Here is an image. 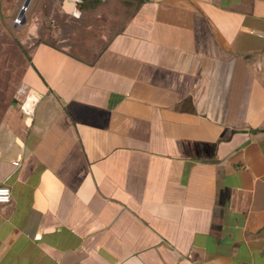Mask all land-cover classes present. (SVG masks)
<instances>
[{"label": "crops", "instance_id": "1", "mask_svg": "<svg viewBox=\"0 0 264 264\" xmlns=\"http://www.w3.org/2000/svg\"><path fill=\"white\" fill-rule=\"evenodd\" d=\"M24 80L0 264H264V0H142L91 59L35 45Z\"/></svg>", "mask_w": 264, "mask_h": 264}, {"label": "rangeland", "instance_id": "2", "mask_svg": "<svg viewBox=\"0 0 264 264\" xmlns=\"http://www.w3.org/2000/svg\"><path fill=\"white\" fill-rule=\"evenodd\" d=\"M24 1L0 0V119L12 109L25 116L33 96L24 77L35 45L49 43L91 59L142 0H31L21 22Z\"/></svg>", "mask_w": 264, "mask_h": 264}, {"label": "built area", "instance_id": "3", "mask_svg": "<svg viewBox=\"0 0 264 264\" xmlns=\"http://www.w3.org/2000/svg\"><path fill=\"white\" fill-rule=\"evenodd\" d=\"M11 199V189L7 185H0V202H9Z\"/></svg>", "mask_w": 264, "mask_h": 264}, {"label": "water", "instance_id": "4", "mask_svg": "<svg viewBox=\"0 0 264 264\" xmlns=\"http://www.w3.org/2000/svg\"><path fill=\"white\" fill-rule=\"evenodd\" d=\"M31 0H25L22 7H21V11H20V19L21 22L25 21V10L27 9L28 5L30 4Z\"/></svg>", "mask_w": 264, "mask_h": 264}, {"label": "bare ground", "instance_id": "5", "mask_svg": "<svg viewBox=\"0 0 264 264\" xmlns=\"http://www.w3.org/2000/svg\"><path fill=\"white\" fill-rule=\"evenodd\" d=\"M66 8H69V4L66 3Z\"/></svg>", "mask_w": 264, "mask_h": 264}]
</instances>
